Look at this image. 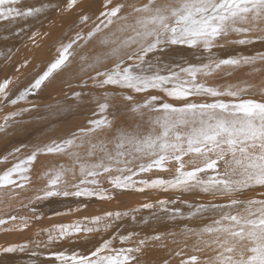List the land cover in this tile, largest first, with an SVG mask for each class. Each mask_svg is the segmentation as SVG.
Here are the masks:
<instances>
[{
  "label": "snow or ice",
  "instance_id": "obj_1",
  "mask_svg": "<svg viewBox=\"0 0 264 264\" xmlns=\"http://www.w3.org/2000/svg\"><path fill=\"white\" fill-rule=\"evenodd\" d=\"M83 3L84 0H59L56 4L41 3L34 6L26 5L25 0H0V21L8 23L38 17L49 8L61 14L80 9L78 21L74 22L79 30L67 44L60 46L57 58L29 88L11 100H8L7 93L10 79L0 82V101L6 100L15 105L24 100L66 65L73 54L71 50L74 45H78L79 41L87 43L100 36L99 44L108 48V51L92 57L87 67L95 70L107 59H113L114 64L109 69L96 70L92 77L93 85L127 90L123 98L129 102L130 111L137 114L143 124L116 128L112 140L102 141L99 144L102 155L98 160L81 164L84 178L79 185H73L75 191L55 190L62 175L57 172L35 199L57 195L109 198L103 194V190L80 187L98 185L96 177L101 174H108L110 183L117 189L134 188L138 183L165 191L199 189L214 198H226L225 203L189 205L193 208L188 214L189 218L210 214V223L199 231L188 230L190 235L197 237V245H203L194 246V251L209 248L215 253L205 259L203 264H264V192L260 193L259 199H238L246 190L257 186L264 188V99L245 98L247 88H221L201 79L225 66L238 68L254 66L257 62L264 64V52L227 58H218L214 52V49L223 47L220 41L232 34L240 37L230 41L234 44L249 45L256 41L264 44V35H253L256 32L264 33V28L260 27L264 24V0H167L163 4L147 0L140 6L132 5V12L124 15L121 12L125 4L112 5V0H105V11L99 13L96 21H92V17L83 10ZM117 21L123 23L116 32L101 35ZM85 27L89 29L86 33ZM117 32L121 35L118 36ZM171 46L201 49L207 53V62L164 63L162 57ZM88 59L87 54L82 57V60ZM252 71L258 72L260 69L253 67ZM136 94H143L142 102L137 100ZM192 97L204 99L197 101L190 99ZM108 98L109 93L105 92L104 102L97 104L99 118L90 120L89 128L80 129L79 137L74 133L70 138L37 148L26 159L0 174V188L24 187V183L29 180L26 173L38 154L64 153L76 145L78 138L105 128L111 129L114 121L107 116L110 110ZM168 98L178 103L169 102ZM16 115L11 114L12 117ZM9 118L6 116L5 122ZM96 147L93 145V148ZM186 156L200 159L202 166L187 170ZM138 161L140 163L137 166ZM171 162L177 166L175 175L170 178L134 179L140 173L153 169L166 171ZM113 172L117 174L112 175ZM14 176L22 183H17ZM137 190L143 191L144 188ZM168 203L159 202L161 207ZM142 207L151 208L152 205L144 204ZM165 211L168 209L165 208ZM179 213L180 209H175L173 218ZM105 215L119 219L127 213L109 212ZM10 219L15 220L16 217ZM102 220V217L92 218L91 223L96 227L82 228L79 222L60 225L59 235L70 236L82 230L99 231ZM4 223L5 220H0V224ZM102 227L107 230L112 225L104 222ZM135 235L110 236L87 253L73 251L54 255L60 264H140L137 254L142 251L145 240L136 241ZM205 236L209 239H204ZM117 241L119 247L115 246ZM26 247L11 245L0 248V252H23ZM176 255L181 253L177 252ZM180 264H201V261L197 255H192L182 259Z\"/></svg>",
  "mask_w": 264,
  "mask_h": 264
},
{
  "label": "bare ground",
  "instance_id": "obj_2",
  "mask_svg": "<svg viewBox=\"0 0 264 264\" xmlns=\"http://www.w3.org/2000/svg\"><path fill=\"white\" fill-rule=\"evenodd\" d=\"M42 1H45L44 3L55 4L54 0H39V1L29 0L27 1V4L39 6L41 3H43ZM146 2L147 0H144L142 4ZM158 2L160 3V0H156V3ZM117 3L126 5V7L124 8L125 10L124 9L122 10L121 15H124L126 13H131L130 8H132L131 7L132 5H136V6L142 5L140 0H112V5H115ZM104 5H105V0H84V3L81 7L87 13L89 12L88 10L92 11V13L90 12L91 14L89 13L88 14L93 18V17H97L101 11H105ZM77 10L80 11V9H76L72 13H70L69 16L70 17L72 16L75 18V16L78 13ZM131 19L132 18L130 17L129 22H131ZM67 20H68V14H61L58 11H56L54 8H49V9H46L45 12L40 14L38 17H30V18H26L22 20L18 19L15 23H10L11 27L9 28V31H14L16 29V31L19 33L15 38H17L19 41L21 38H23V40L20 41L18 46L15 45L16 47L13 44H12L13 46L10 45L11 48L15 47V50L13 51L12 54H14V52L20 48L18 50L19 53L14 54V55L12 54L9 55L10 57H8L9 59L7 58L8 60L6 59L7 61H5L3 68H0V76L4 77V75L5 76L7 75V77L6 78L4 77V78L10 79L11 81L7 89L8 95L20 89H22L23 91V89L25 90L29 88V86L34 82V80L40 76V73H38L37 76L31 73L29 77H26L27 74L25 75L23 70L20 71L19 69L20 66L26 68L28 71H31V72L35 69L38 70L39 69L38 67L40 66V69H42L43 67L42 71H45L47 67L56 59V58L50 59L51 52H49V50L52 49L54 53V47H55L54 39L56 37V35L52 33H56L58 35V38H62L66 44L71 40L67 36L70 37L71 35H75V32L73 34H68L72 31H75L77 27L73 26L72 28L68 29L69 22ZM35 23L36 24L38 23V25H35ZM122 23H123L122 21H117V23L111 26L113 28H110V31L116 32L117 30L115 29H118ZM12 25H15V28ZM260 27L264 28V24H261ZM87 30L89 29L87 28L85 32ZM23 33H26L27 36L24 35ZM29 33L31 34V36L29 35ZM117 35L120 36L121 34L117 32ZM262 35H264V33H262ZM100 38H101L100 36H97L96 38H94V42L96 43L97 41L98 46H96V49H94L91 52H90L91 48L89 46L90 43L87 42V44L85 45H83L82 43L83 45V46L81 45L82 48L83 47L86 49L90 48L89 50L90 53H84V52L82 53V51L81 52L76 51L75 53H73L72 55L74 59H71V61H69L71 62L70 65H67L65 69L62 70L57 76L55 77L50 76L41 85L40 89L41 88L43 89V92H44L43 94H40L38 89L33 91L31 95L34 96L35 101L30 103L29 105L34 104L37 106L39 105V103H44V104L48 103L47 105H45L46 108H44L42 112L38 111L39 117L41 119L46 120L47 122H49L50 120H53L54 121L53 126L56 125L57 127H61V129L64 128L66 131H72V133L73 132L75 133V132H79V130L82 128H85V129L89 128L90 127L89 121L92 119L99 118V115H85L84 114L82 115V117H78L77 115H65L67 111L66 109L68 107L65 108L64 107L65 105L62 106L61 104H59L60 103L59 101L61 98H65L66 96L71 95L72 92H75L74 85H72V87L70 86V88L66 90V88L70 85V84L66 85V83H69L70 81H75V83H77L76 80L81 76V74L85 75L86 79L83 80L82 78L83 81H81L79 84H83V85L85 84L86 86L85 85L84 86L86 87V89L90 88L93 91L94 90L97 91L96 90L97 87L91 84L93 81L92 77L95 76V73H93L94 69L88 68L87 64L91 62L92 57L96 56L97 54H103L108 51V48H105L99 44L98 40H100ZM239 38L240 37L235 38L233 40H236ZM226 39L228 40V38ZM233 40H230V41H233ZM55 41L57 43V40ZM230 41H228L229 45L226 44V42H224L223 43L224 45L222 44L223 47L214 49L216 57L227 58L228 56L253 55L257 52H264V44H262L259 41H256L255 43L249 44V45H238V44L231 43ZM12 42L14 43L15 41H12ZM35 43H37L36 49L39 52H42V55L40 54L41 56L40 57L38 56L39 57L38 59L35 56L37 55L35 54L36 49L35 51H33L34 49L31 50V48L34 46ZM6 44L8 43L2 42L0 40V47H2L3 49L6 48L5 47ZM57 47L58 46H56V48ZM92 48L94 47L92 46ZM6 49L9 50L8 47ZM30 51L32 53H30ZM85 54H87V56L89 57L88 60H82V57ZM206 56H207V53H204L201 49L187 50L185 49L184 46H171L165 51L162 57V60L164 63H169V62H175L179 64H184L186 62L199 63L202 60L206 61ZM25 60H29V62L23 63ZM19 61L21 63L18 65ZM113 63H114L113 59H107L101 64H99L98 67L102 70L109 69L112 67ZM40 64L42 65V67ZM224 68L226 69L228 68V66L223 67L222 69ZM257 68H260V67L257 66ZM232 69H235V68H232ZM227 73H228V69H227ZM87 75L89 76L87 77ZM5 79L0 80V81H4ZM80 79L78 81H80ZM254 81L255 79L253 80L254 84H251L252 87L253 85L259 82L258 80L256 83ZM75 83H72V84H75ZM230 83H233V82H230ZM79 84H78V87L82 89L83 85L81 86ZM224 84L218 87H221V88L228 87V85L224 86ZM57 86L58 87L60 86V89H57L58 88ZM213 86H217V84H213ZM240 86L242 88V85ZM252 87L250 88L251 91L256 90L255 86H254L255 88H252ZM125 91L127 90H124V92ZM100 92L114 93L112 97L116 99V101L114 100L115 102L110 101L111 102V105H109L110 110L107 113L108 119L114 121L112 128L111 129L106 128L103 131L106 133L107 132L111 133V140L113 138L115 129L120 127V124H118V120H117L118 118L120 119L123 118L124 121L126 120V124L124 125H127V123H129L130 126L128 127L134 126L137 123L143 124L142 121L141 122L137 121L139 120V118L135 119V117L132 118L130 116V115L136 116L137 114L130 111L129 102L126 101L123 97H121V95L123 96L124 92L121 93L120 89H116L114 87L106 88L105 86L104 88L100 90ZM128 94H131V93H128ZM136 95H137V100L142 102V100L139 99V97L142 96V99H143L144 97L143 94H136ZM102 96H104V94ZM36 98L42 99V100L37 101ZM201 99H204V98H201ZM225 99H231V98L226 97ZM66 100L68 99H64V101ZM98 100L100 101V99ZM102 100L104 99H101V103H102ZM69 101H66V102H69ZM2 102H6V104L0 107V174H2L5 169H8L6 166L8 167L12 166L15 163L19 162L20 160L26 159L29 156V154L24 153L25 149L33 152L32 149L42 148L45 145H48L53 141H61V140L72 137L70 135H66L65 134L66 131H65L64 133L65 136L62 134L63 135L62 137L59 134L61 137L57 138L59 137L58 134H57V137H56V134H54V135H51L53 137V139H51L49 138L48 135H45V134L42 135V134H38V132L37 133L33 132L36 130H31L32 132L26 133L22 131L21 129L16 128L15 125H12V126H15L14 128L16 130L15 129H2V127L7 123L5 122V119H4L7 116L5 115V113H8V112L12 113L16 111L20 115L21 111L24 112V110H27V108L26 109L22 108L23 105L26 104V102L25 104H22L23 101L21 100L18 101V103H16L15 105L8 103L6 100ZM50 102L51 104H49ZM62 102L63 101H61V103ZM96 103H99V102L95 101L94 104L96 105ZM34 105L30 106L31 108L30 111H32V107H35ZM41 107H44V106L42 105ZM69 107H73V106L69 104ZM71 110L73 111V109ZM146 119L147 117L145 118V120ZM15 122L16 120L14 121V123ZM14 123L12 122V124ZM32 123L33 122H31V125ZM18 124H19V127L20 125L22 126L20 122ZM50 125L48 126L50 127ZM23 126H24V123H23ZM40 127L41 126H39V128ZM144 127H146V125ZM24 128L22 129L24 130ZM45 128H48V127H45ZM49 129L51 130L52 128H48L47 130L50 131ZM56 130L58 131V129ZM77 136L79 137V133H77ZM81 140H76V145H75L76 147L81 144ZM86 141H82V145L84 144L83 142H86ZM75 146L69 149H66L64 153H59V154L57 153H42L41 154L40 153L38 154L36 157V160L30 165L29 173L27 172L26 174L29 177V180L26 183H24V187L21 188V187L8 186V187L0 188V220L6 221V223L0 224V248L8 247L11 245H27V247L25 248L23 252L21 251H17L14 253L0 252V264H60V262L56 260L55 258V255H54L55 253H58V252L71 253L73 251L80 252V253H87L90 250H94V248L99 246V244L103 242L104 239H107L110 236L127 235L128 233L136 234L134 237L136 241L145 240V245L142 247V251L137 254L140 264H166V262L167 264H180V261L182 259H187L188 257L192 255H197L200 258L201 264H203V261L205 259L215 254L209 248H204L203 251H194V246L203 247V245L202 244L197 245V237L194 235H190L188 230L191 229V230L199 231V229H201L203 226L210 223L211 219L209 218L210 214H207V213L204 214V217L195 216V217L189 218V215H188L189 212L193 211V208H190L189 205L194 206V205H198L201 203L203 204L225 203L226 198H221V197L214 198L212 195L208 193H204L200 191L199 189H195L192 191H181V190L169 189L165 191L160 188L153 189L150 187H144V185L139 184V183L134 188L117 189V188H114L112 184L107 185V183H110L108 174H101L98 177H96V179L102 183L103 182L106 183V186L100 187L97 185L88 184L87 187L93 190H97V191L104 190L106 191L105 193L108 192L107 194L103 192L104 195L109 198L100 199L98 196L77 197L73 195H69V196L57 195V196L48 197V199L46 198L47 200L45 199L35 200V203H34L32 200L36 197V195L41 190L46 188V186L49 184L50 179L54 177L57 172H61L62 175H61L60 183L57 185L55 190L61 191V192L63 191L73 192L76 190V188H74L73 185H79L80 180L83 179L84 177H82L81 175V164L78 165V163L75 162L76 165L72 166V163L76 161L75 156L72 154L74 152ZM20 148H24L23 152L15 151L16 149L20 150ZM80 149L83 150L84 148L80 147ZM80 152H81L80 162H82V164H91L98 160V157L96 154L87 156L86 150L83 152L82 151ZM13 153H17L18 158H19V159L17 158L18 161H15L14 159L16 158L13 157L16 154L10 156ZM23 153L27 155H21ZM5 158L6 160L13 159L12 160L13 162L11 161L9 162L10 164L7 163L8 164L7 165L5 164ZM187 161H189L191 164L187 165L186 164ZM187 161L185 160L187 170H191L192 167L194 168L196 166H202V161L196 157H193V156L188 157ZM139 163L140 161L137 162V166ZM169 165H171L172 167L171 170L169 169V172L161 171L158 169H153L151 172L140 173L139 176L134 177V179L139 181L141 179L152 180L156 178H165V179L170 178L175 175V168L177 165L176 166L172 164H169ZM221 167H222V163H221ZM71 173L74 174V178H76L77 176H79L80 178L73 179L71 176ZM116 174L117 173L115 172L112 173V175H116ZM14 179H17V183H22L15 176H14ZM88 179H92V178L89 177ZM80 187H86V185H80ZM141 187L144 188L143 191L137 190L138 188H141ZM261 192H264V188H260L259 186H257L254 189L246 190L242 195L238 197V199H242V200L253 199V198L259 199L261 198L260 197ZM160 201H169V203L165 205L164 207H161V205L159 204ZM144 204H151L152 207L144 208L142 207V205ZM165 208H167L168 211H165ZM177 208L180 209V213L176 214L175 218H173L172 213ZM20 209H22L21 211L25 210L26 212L28 211L29 213L33 209L36 213H39L40 215L38 214L37 215L38 217L36 216L37 217L36 221L35 222L32 221L33 222L32 224L30 223L31 222L30 221L28 225L20 226V222L22 220L15 221V220L10 219L15 214H17V212ZM26 212L24 213L26 214ZM109 212L113 214L117 212L127 213V215H121L119 219H116L115 216L106 217L105 214ZM94 217L104 218V220H102L101 222L99 231L85 232L82 230L70 236L61 237L59 235L58 226L60 225H72L74 223L79 222L82 228L96 227L95 225L91 223V220ZM34 220H35V217H34ZM104 222L110 223L112 227L108 228L107 230H104L102 227ZM35 223H38V225H36L35 227H32V225ZM10 227H13V229ZM15 227H17V229ZM6 229H10V231H6ZM50 236L52 237V239H49ZM154 237H159V239H155ZM204 239H209V237L205 236ZM115 246L117 247L120 246L118 241L115 242ZM125 246H132V245H125ZM177 252H180L181 255H176Z\"/></svg>",
  "mask_w": 264,
  "mask_h": 264
},
{
  "label": "rangeland",
  "instance_id": "obj_3",
  "mask_svg": "<svg viewBox=\"0 0 264 264\" xmlns=\"http://www.w3.org/2000/svg\"><path fill=\"white\" fill-rule=\"evenodd\" d=\"M27 1H29V0H26L25 2H26V4H27ZM37 1H39V0H37ZM141 1V4H142V2L144 1V0H140ZM43 3L45 2V1H42ZM54 2H55V4L56 3H58L59 2V0H54ZM165 2H167V0H160V3L158 2L157 4H163V3H165ZM28 5V4H27ZM125 10V9H124ZM130 10H131V12H132V8H130ZM89 12V14H91L92 13V11H90V10H88ZM77 12L79 13L80 11L79 10H77ZM91 12V13H90ZM78 13H77V15L75 16V18L74 17H70L69 16V14H68V22H69V27H68V29H70V28H72L73 26H76V24L74 23V22H77L76 20H78L77 18H78ZM94 19V20H93ZM66 21V22H67ZM92 21H96V17H93L92 18ZM98 22V21H97ZM63 23H65V22H63ZM4 24V25H3ZM91 24V23H90ZM7 25V26H6ZM35 25H38V23L36 24L35 23ZM3 26V27H2ZM14 28H15V25H12ZM11 26H10V23L8 24V22H6V21H3V22H1L0 21V30H1V28H2V30H1V32H0V40L2 41V42H5V43H8V44H6V48L8 47V49L9 50H7L6 48L5 49H3L2 47H0V68H3V66H4V64H5V61H7L9 58L8 57H10L9 55H11L12 53H13V51L15 50V45H19V43H20V41H22L23 40V38H21L20 39V37H19V39H20V41L17 39V38H15L18 34L17 33H19V32H17L16 31V29L14 30V31H9V28H10ZM77 27V26H76ZM82 27V26H81ZM110 28H113V27H110ZM110 28L109 29H107V31L106 32H104V33H102L101 35H107V34H109V33H112L111 31H110ZM77 29H79L78 27H77ZM77 29H75V31H72V32H70V33H68V34H73L74 32L76 33V31H78ZM87 29V27H85L84 28V32H85V30ZM115 30H117V29H115ZM3 31V32H2ZM88 31V30H87ZM86 31V32H87ZM9 32V33H8ZM16 32V33H15ZM85 32V33H86ZM13 33V34H12ZM24 35H26L27 36V34L26 33H23ZM23 34H21V35H23ZM52 34H54V35H56V37H55V39H54V45H55V47H54V53H53V50L52 49H50L49 50V52H51V55H50V59L52 58V59H54V58H57V56H58V49L60 48V46L62 45V44H66L65 43V41L62 39V38H58V35L56 34V33H52ZM262 35V32H256V33H254L253 35ZM6 35V36H5ZM21 35H19V36H21ZM29 35L31 36V34L29 33ZM5 36V37H4ZM8 36V37H7ZM14 36V37H13ZM68 38H70V39H72V38H74L75 37V35H71L70 37L69 36H67ZM228 40L225 38V40H227V41H225V40H223L222 39V41H220V43L221 44H223L224 42H226V44H228V41H230V40H233V39H235V38H238V36L237 35H235V34H232V35H229L228 37ZM8 39H10V40H8ZM55 40H57V43H56V41ZM12 41H15L14 43L12 42ZM96 41V40H95ZM99 41V40H98ZM10 42H12V43H10ZM90 44H89V46H90V48H91V50H90V48L89 49H86V48H82V46L83 45H85V44H87V43H85V42H83V41H79L78 42V45H76V47H75V45L73 46L74 48L71 50L72 51V53H75L76 51L77 52H81L82 51V53L84 52V53H90L91 51H93L94 49H96V46H98V43H97V41H96V43L94 42V39L93 40H91V41H88ZM16 43V44H15ZM82 43H83V45H82ZM15 46V47H12L11 48V46H13V45ZM24 44V43H23ZM22 44V45H23ZM225 44V45H226ZM11 45V46H10ZM82 45V46H81ZM95 45V46H94ZM224 45V44H223ZM229 45V44H228ZM10 46V47H9ZM36 46H37V43H35L34 44V46L31 48V50H33V51H35V49H36ZM56 46H58L57 48H56ZM92 46L94 47V48H92ZM185 47V49H187V50H191V49H189L187 46H184ZM20 49V48H19ZM18 49V50H19ZM76 49V50H75ZM7 50V51H6ZM15 51L14 52V54H17V53H19V51ZM89 50H90V52H89ZM3 53V54H2ZM10 53V54H9ZM30 53H32L31 51H30ZM14 54H12V55H14ZM35 54H37V55H35ZM34 55L36 56V58L38 59L41 55H42V52H39L37 49H36V53H35ZM41 54V55H40ZM55 54V55H54ZM33 55V56H34ZM75 55V54H74ZM39 56V57H38ZM76 56V55H75ZM8 58V59H7ZM15 58V57H14ZM70 59L68 60V62H66V65L65 66H62V68L60 69V70H57V72H54L53 74H52V77H55V76H57L62 70H64L65 69V67L67 66V65H70V63L71 62H69V61H71V59H74V57H73V55H71V57H69ZM5 59V60H4ZM7 59V60H6ZM4 60V61H3ZM27 62H29V60H25L23 63H27ZM204 62H206V61H204ZM21 62L19 61V63H18V65L20 64ZM69 63V64H68ZM114 64V63H113ZM113 64H112V66H113ZM262 63H260V62H257V64L256 65H254V66H241V67H238V68H235V69H232L233 67H228V68H224V69H219V70H217V71H215L212 75H210V76H208V77H201V79H205L206 80V82L209 84V85H211V86H213V84H217V86H222L224 83V86L226 85H228V86H235V87H241L240 85H242V88H247L248 89V91H247V94H246V98H249V97H251L252 99H256V100H262V99H264V69H263V67H264V64H262ZM37 65V64H36ZM41 65V64H40ZM257 66L258 67H260V68H258V69H260V71H258V72H253V71H251V69L253 68V67H255V68H257ZM18 67V66H17ZM41 67H42V65H41ZM226 67V66H225ZM249 67V68H248ZM39 69L37 70V69H35V70H33L32 72L31 71H28L26 68H24V67H22V66H20L19 67V69H20V71H22L23 70V72L25 73V75L27 74V76L26 77H29V75H31V73H33V74H35L36 76L38 75V73H40V75H42V72H44V71H42L43 70V67H42V69H40V66L38 67ZM46 69V68H45ZM100 70V71H103L102 69H100L99 67H97V69L96 70ZM227 69H228V73H227ZM232 69V70H231ZM250 71H249V70ZM26 70V71H25ZM42 72H41V71ZM96 70H94V72L93 73H95L96 72ZM222 70V71H221ZM226 72H225V71ZM230 70H231V72H230ZM247 70V71H246ZM218 71H220V72H218ZM224 71V72H223ZM227 73V74H226ZM90 75V74H89ZM89 75H87V77L89 76ZM221 75V76H220ZM240 75H242V76H240ZM216 76H218V77H216ZM1 77V76H0ZM4 77L6 78L7 77V75L5 76L4 75ZM3 76L0 78V80H3V79H5ZM86 76L85 75H83V74H81V76L76 80L77 81V83H75V81H70L69 83H66V85H69L67 88H66V90L68 89V88H70V86L72 87V85H74V90H75V92H72L71 93V95H68V96H66L65 98H61L60 99V103L59 104H61L62 106H64L65 108H67L66 110V113H65V115H77L78 117H82V115H94V113H96L95 115H99V113H98V109H97V104L98 103H96V105L94 104L95 103V101L96 102H99V103H101V99H104V96H102L105 92H100V90L102 89V88H100V87H97V91H93L92 89H86V85L84 86L83 84H79L81 81H83V80H85L86 78H85ZM215 77V78H214ZM238 77V78H237ZM260 77H261V79H260ZM81 78V79H80ZM82 78H83V80H82ZM210 78V79H209ZM258 78V79H257ZM80 79V81H78ZM255 79V83L257 82V80L259 81L258 83H256L255 85H253V87H252V85L251 84H254L253 83V80ZM260 79V80H259ZM223 80H225V81H223ZM248 81V82H247ZM249 81H251V82H249ZM0 82H3V81H0ZM219 82V83H218ZM223 82V83H222ZM230 82H233V83H235V84H233V83H230ZM241 82V83H240ZM72 83H75V84H72ZM222 83V84H221ZM229 83V84H228ZM240 83V84H239ZM59 84V83H58ZM78 84L79 85H83L82 86V89L81 88H79L78 87ZM91 84H93V81H92V83ZM232 84V85H231ZM260 84V85H259ZM76 85V86H75ZM246 86V87H244V86ZM249 85V86H248ZM256 88H255V87ZM58 87V86H57ZM56 87V88H57ZM255 88L256 90H254V91H251V89L250 88ZM65 88V87H64ZM106 88H113L112 86H106ZM57 89H60V86L57 88ZM82 91H81V90ZM84 89V90H83ZM258 89V90H257ZM39 90V93L40 94H43L44 92H43V89L41 88H39L38 89ZM56 90V89H55ZM62 90V89H61ZM23 91H24V89H23ZM20 92H22V89H20V90H18V91H16V92H12V93H10L9 95L11 96H9L8 95V100H11V99H13L14 97H16V96H18L19 95V93ZM50 92H52V91H50ZM83 92V93H82ZM87 92V93H86ZM122 92H124V90H121V93ZM16 93V94H15ZM82 93V94H81ZM103 93V94H102ZM153 94H156V92H152ZM157 94H159V93H157ZM50 95V94H49ZM114 95V93H109V100L107 101L108 103H109V105H111V102H115L116 101V99L115 98H113L112 96ZM29 97H26L24 100H21V101H23V103L22 102H20V103H22V104H25V102H26V104L25 105H23V109H26L27 108V110H24V112H20V115H19V113H17L16 111H14V112H12V113H17L18 115H16V116H14V117H12L11 116V114L12 113H5V115H7L8 117H10L9 118V120L7 121V123L2 127V129H15L14 127L16 126V128H18V129H21L22 131H24V132H26V133H30V132H32L31 130H36V131H33V132H35V133H37L38 132V134H45V135H48L49 136V138H51V139H53V137L51 136V135H54V134H56V137H57V134H58V136L59 137H57V138H60L61 136L63 137V135L65 136V134L66 135H70V136H72L73 135V133H72V131H66L64 128H62L61 129V127H57L56 125L55 126H53V123H54V121L53 120H50L49 122H47L46 120H43V119H41L40 117H39V112H42L43 111V109L44 108H46L45 107V105H47V104H44V103H39V105H34V104H32V105H29L30 103H32V102H34L35 101V98H34V96L33 95H31V94H29L28 95ZM10 97V98H9ZM80 97V98H79ZM99 97V98H98ZM121 97H123L122 95H121ZM120 97V98H121ZM141 97V98H140ZM139 97V99H141V100H143L142 99V96H140ZM31 98V99H30ZM73 98V99H72ZM74 98H75V100H74ZM78 98V99H77ZM100 99V101L98 100V99ZM144 98V97H143ZM64 99H68V100H66V101H69V102H66V101H64ZM86 99V100H85ZM95 99H97V100H95ZM112 99H113V101H112ZM169 99V102H172V103H178V102H176V101H172L170 98H168ZM192 99H194V100H200L201 98H199L198 99V97H192ZM31 100V101H30ZM36 100L38 101H40V100H42V99H38V98H36ZM93 100H95V101H93ZM115 100V101H114ZM61 101H63L62 103H61ZM77 102V103H75V102ZM86 101V102H85ZM111 101V102H110ZM28 102V103H27ZM71 102V103H70ZM80 102V103H79ZM104 102V100H102V103ZM3 105H2V104ZM91 105H90V104ZM6 104V102H2V101H0V107H2V106H4ZM8 104V103H7ZM22 104H20V105H22ZM49 104H51V102L49 103ZM69 104L71 105V106H73V107H69ZM81 104V105H80ZM92 104H94V105H92ZM35 106V107H32V111H30L31 110V108H30V106ZM44 106V107H41V106ZM67 105V106H66ZM84 105V106H83ZM41 111H40V110ZM70 109V110H69ZM71 109H73V111L71 110ZM83 109V110H82ZM75 110V111H74ZM39 111V112H38ZM77 111V112H76ZM30 112V113H29ZM38 112V113H37ZM75 112H76V114H75ZM87 112V113H86ZM28 113V114H27ZM33 113H35V114H33ZM25 114H27V115H25ZM25 115V116H24ZM36 116V118H35V116ZM80 115V116H79ZM26 116H28V117H26ZM132 118L133 117H135V119L136 118H139V120H137V121H140L141 122V120H140V117L138 116V115H136V116H132V115H130ZM30 117V118H29ZM34 117V118H33ZM14 118V119H13ZM22 118H23V120H22ZM28 118V119H27ZM32 118V119H31ZM39 118V119H38ZM146 118V117H145ZM34 119V120H33ZM16 120V122L15 123H21L22 124V126L20 125V127H19V124L17 125V124H15L14 123V121ZM20 120V121H19ZM29 122H28V121ZM33 120V121H32ZM118 120V124H120V127H122V126H126V127H128V126H130V124L129 123H127V125H124V124H126V120L124 121L123 120V118H118L117 119ZM121 120V121H120ZM124 122H123V121ZM18 121V122H17ZM36 121V122H35ZM45 123H44V122ZM129 121V120H128ZM10 122V123H9ZM12 122L14 123V124H12ZM28 122V123H27ZM31 122H33L32 123V125H31ZM23 123H24V126H23ZM27 123V124H26ZM7 124H8V126H7ZM10 124V125H9ZM40 124H42V125H40ZM51 124V125H50ZM12 125H15V126H12ZM37 125V126H36ZM48 125H50V127L48 126ZM5 126H7V127H5ZM11 126V127H10ZM33 126V127H32ZM39 126H41L40 128H39ZM48 127V128H52L50 131H48L47 129L48 128H45V127ZM26 129H25V128ZM30 127V128H29ZM32 127V128H31ZM22 128H24V130L22 129ZM29 128V129H28ZM46 129V131H45V129ZM44 129V130H43ZM56 129H58V131L56 130ZM61 129V130H60ZM106 129V128H105ZM145 129H146V127H145ZM16 130V129H15ZM20 130V131H21ZM25 130H27V131H25ZM63 130V131H62ZM17 131H19V130H17ZM42 131V132H41ZM43 131H44V133H43ZM57 131V132H56ZM65 131H66V133H65ZM102 131V132H101ZM101 131H97V132H95V133H92V134H89V135H85V138H84V136H83V138L82 137H80V139H77V140H81V144L80 145H78L77 147L75 146L74 147V152L72 153L74 156H75V158H76V161H74L73 163H72V166H75L76 164H75V162H77L78 163V165H80V164H82V162H80V156H81V152L80 151H85L86 150V154H87V156H89V153L91 152V153H93L94 155L96 154L97 155V157L99 158L101 155H102V153L99 151V144L102 142V141H105V142H107V141H110L111 140V133L110 132H103L104 131V129L103 130H101ZM41 132V133H40ZM50 132V133H49ZM59 132H61V133H59ZM68 132V133H67ZM65 133V134H64ZM76 134L77 133H79V132H75ZM61 136H60V135ZM63 134V135H62ZM110 134V135H109ZM51 136V137H50ZM88 139V140H87ZM87 140V141H86ZM82 141H86V142H83L84 144L82 145ZM88 142V143H87ZM93 145H96L97 147L96 148H93ZM85 146V147H84ZM80 147L81 148H84L83 150L82 149H80ZM109 147H111V144H109ZM23 149L24 148H20V150L19 151H22L23 152ZM37 148H35V149H32L33 151H35ZM77 149V150H76ZM80 149V150H79ZM79 150V151H78ZM8 152H10V151H8ZM7 152V153H8ZM17 152V151H16ZM24 153H28L29 155L30 154H32V151H29V150H26L25 149V152ZM21 154V155H27V154ZM16 154V155H15ZM42 154V153H41ZM92 154V155H93ZM12 155H15V156H13V157H15L16 159H14L15 161H18V155H17V153H13V154H11L10 156H12ZM188 157H192V156H186V157H184V159L187 161V158ZM18 158V159H17ZM10 160V159H9ZM9 160H6V162H5V164H10L9 162H11L13 159H11L10 161ZM13 162V161H12ZM90 162V161H89ZM86 163V162H85ZM7 164V165H8ZM169 164H172V165H175L176 166V164L174 163V162H172V163H169ZM167 165V168H168V170H166L165 172H169V169L171 170L172 169V167H171V165ZM186 164L187 165H190L191 163L189 162V161H187L186 162ZM77 165V166H78ZM6 166V165H5ZM13 166V165H12ZM12 166H6L7 168H11ZM189 167V166H188ZM193 168V167H192ZM6 170V169H5ZM4 170V171H5ZM28 173H29V171H28ZM27 174V173H26ZM155 175V174H154ZM161 175V174H160ZM38 176V175H37ZM71 176H72V178L73 179H78V178H80L79 176H77L76 178H74V174L73 173H71ZM166 176V175H165ZM83 177V176H82ZM102 182H100V181H98V185L97 186H100V187H104V186H106V183H102ZM110 185L111 183H107V185ZM102 185V186H101ZM88 185H86V187H87ZM108 191V190H107ZM103 192L105 193L106 191H104L103 190ZM103 193V194H104ZM108 193V192H107ZM107 193H105V194H107ZM167 194V193H166ZM115 197H117V196H115ZM48 199V198H47ZM47 199H45V200H47ZM35 198L32 200L34 203H35ZM38 205V204H37ZM75 209V208H74ZM22 209H20L18 212H17V214H15L14 216L16 217V219H15V221H20V220H22L21 222H20V226H26V225H28V223L30 222L31 224L33 223V222H35L36 221V218L38 217L37 215L39 214V213H36L33 209L31 210V212L29 213L28 211V213L24 210V211H21ZM19 212H20V214H19ZM24 212H26V214L24 213ZM19 214V215H18ZM35 214V215H34ZM24 217H22V216ZM25 215V216H24ZM30 215V216H29ZM40 215V214H39ZM37 216V217H36ZM18 217V218H17ZM22 217V218H21ZM34 217H35V220H34ZM26 219V220H25ZM33 221V222H32ZM26 222V223H25ZM24 223V224H23ZM36 225H38V223H35V224H33L32 225V227H35ZM19 226V227H20ZM4 227H6V226H4ZM10 228H12L13 229V227H10ZM16 229H17V227H15ZM6 231H10V229H6ZM5 232V231H4ZM53 249V248H52ZM51 249V250H52Z\"/></svg>",
  "mask_w": 264,
  "mask_h": 264
}]
</instances>
